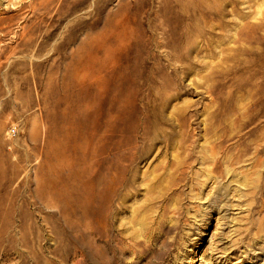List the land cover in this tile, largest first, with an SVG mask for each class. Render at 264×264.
I'll return each mask as SVG.
<instances>
[{"label":"rangeland","instance_id":"374dc122","mask_svg":"<svg viewBox=\"0 0 264 264\" xmlns=\"http://www.w3.org/2000/svg\"><path fill=\"white\" fill-rule=\"evenodd\" d=\"M263 5L264 0H0V264H264V191L258 196L262 206L254 210L249 198L220 195L217 190L230 186L232 171L207 180L212 163L201 159L212 140L226 139L230 49L243 44L235 34ZM141 37L150 40L146 63L144 56L133 60L129 47ZM122 42L128 51L114 59L116 72L103 74L113 89L136 92L129 81L138 86L124 104L133 102L141 118L155 116L165 92L160 74L152 70L165 64L170 73L165 53L177 66L184 61L188 73L167 87L173 97L163 106L162 131L149 134L146 146L141 139L132 142L142 146L143 155L134 164V186L122 191L123 201L119 196L111 203L102 231L101 200L90 204V215L69 213L60 191L69 183L61 166L66 162L57 157L58 165L50 167L45 158L58 136L53 127L61 119H54L59 96L67 93L73 105L90 101L84 92H103L88 65L94 54L100 61L93 45L112 49L111 60ZM216 84L221 87L211 92L224 93L212 106L206 92ZM182 106L196 112L191 133L180 129L173 112ZM188 154L192 165L179 180L177 161ZM93 185L98 189L97 181ZM142 204L134 219L132 211ZM51 205H59L62 215Z\"/></svg>","mask_w":264,"mask_h":264},{"label":"bare ground","instance_id":"6f19581e","mask_svg":"<svg viewBox=\"0 0 264 264\" xmlns=\"http://www.w3.org/2000/svg\"><path fill=\"white\" fill-rule=\"evenodd\" d=\"M262 10L256 12L254 17H252L253 14L247 16V18L251 16L250 19L241 32L235 34L236 37L242 38L243 44L230 49L229 66L227 67L229 92H225L227 99L225 101L226 110H224L229 118L226 139L216 138L201 151V159L212 163L208 170L207 180L222 179L232 171L230 186L225 185L217 191L223 193L220 195H230L233 199L242 197L251 199L249 205L252 210L262 206V201L260 198L258 199V196L264 191V11ZM164 18L168 19L167 14ZM124 23L126 24L125 20L120 25L123 26ZM137 25L139 26L136 29L135 37L139 38L140 21ZM35 27L37 30L39 24H36ZM128 34L130 36L129 32L124 34V37ZM142 40L129 42V47L133 60H141V57L143 59L144 56L146 63L151 52L150 40L146 37H143ZM93 50L97 55L98 52L101 53L100 56L98 55L100 61H96L97 56L94 54L92 57L94 62H88V65L94 67L91 76L99 81V87L103 92H84L91 95L90 101H77L73 105L69 104L67 93L59 96L54 119H61L54 121L56 125L53 127L57 129L58 136L51 142L50 152L46 155L45 162L50 167L57 164L55 161L57 157L66 162L61 166L66 167L63 170L65 173L63 176L69 180V183L60 187V191L64 195V209L74 214L81 210L84 215H90V204L94 200H101L103 213L97 214V220L101 224L102 231H106L109 214L112 212L111 203L113 205L119 196L123 201L124 193L122 191L129 190L134 186L132 175L134 164L143 159L142 152L138 147L147 145L149 134L158 129L161 132L163 129L165 118L162 114L163 106H166L173 97L172 92L166 91L167 87L174 86L182 75L187 74L188 67H183L184 61L180 66L175 65L172 56L165 53L167 56L165 61L172 62L170 73L166 72L165 64H156L152 69L160 74L165 92L158 99L159 105L155 106L157 112L155 116H147L143 113L141 118V115L138 116L135 113L133 102L128 107L124 104L126 98L133 99L132 96L139 92L138 86L128 79L130 88L135 89L136 92H123L120 89H113L106 78L116 72L114 59L128 51L126 45L122 42L118 55L111 60L108 58V53L112 49H105L104 43L94 44ZM241 55L243 58H239ZM177 61L179 59L175 60V62ZM141 65L142 63L138 64V66ZM127 67V64L124 65L125 69ZM143 68L144 71L147 70L144 66ZM133 73L139 76L137 72ZM145 80H148L147 74ZM220 87V84L210 86L206 92L212 99V106L218 104L219 95L224 92L211 91L219 90ZM95 95L96 98H94ZM215 95L218 96L215 97ZM109 100L112 101L111 107L107 105ZM218 108L222 110V107L218 106ZM173 112L176 120L179 121L180 129L191 133L190 127L194 124L195 110L191 106H182V108H173ZM215 114L216 111H212V118L215 117ZM80 117L82 119L79 122L83 121L75 122ZM52 119L53 115H51ZM138 132H141L142 135L139 136ZM139 139L142 140V146H134L132 142H139ZM175 142L179 141L175 140ZM191 142L186 143L185 149L190 150L189 147L193 145V141ZM169 143L170 141H168ZM192 158L193 156L188 154L180 162L177 161L176 175L179 180L185 177V169L191 167L193 161L190 160ZM40 159L43 164L42 157ZM175 159L179 160L176 157ZM82 162L86 163L80 168L79 165ZM223 162L226 164L225 167ZM237 170L240 172H236ZM128 175L129 177H127ZM93 181L98 182V189L94 187ZM152 186V184L148 185L147 193L152 191ZM155 199H159V197ZM51 207L54 212L62 215L64 210L59 208V205H51ZM144 207L142 204L132 211L134 219ZM90 220L91 218L88 219V221ZM131 223L133 224L132 220L128 221V224ZM260 226L261 230H264V219Z\"/></svg>","mask_w":264,"mask_h":264}]
</instances>
